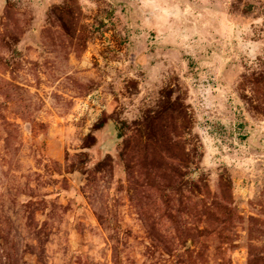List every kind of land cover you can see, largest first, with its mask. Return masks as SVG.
Wrapping results in <instances>:
<instances>
[{
  "label": "rangeland",
  "instance_id": "obj_1",
  "mask_svg": "<svg viewBox=\"0 0 264 264\" xmlns=\"http://www.w3.org/2000/svg\"><path fill=\"white\" fill-rule=\"evenodd\" d=\"M0 264H264V0H0Z\"/></svg>",
  "mask_w": 264,
  "mask_h": 264
}]
</instances>
